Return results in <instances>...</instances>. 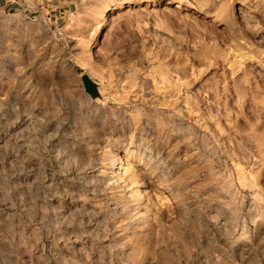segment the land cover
Here are the masks:
<instances>
[{
    "label": "rangeland",
    "instance_id": "1",
    "mask_svg": "<svg viewBox=\"0 0 264 264\" xmlns=\"http://www.w3.org/2000/svg\"><path fill=\"white\" fill-rule=\"evenodd\" d=\"M0 264H264V0L0 4Z\"/></svg>",
    "mask_w": 264,
    "mask_h": 264
},
{
    "label": "water",
    "instance_id": "2",
    "mask_svg": "<svg viewBox=\"0 0 264 264\" xmlns=\"http://www.w3.org/2000/svg\"><path fill=\"white\" fill-rule=\"evenodd\" d=\"M82 84L85 92L91 97V99L101 98L99 85L89 75L83 74L81 76Z\"/></svg>",
    "mask_w": 264,
    "mask_h": 264
},
{
    "label": "bare ground",
    "instance_id": "3",
    "mask_svg": "<svg viewBox=\"0 0 264 264\" xmlns=\"http://www.w3.org/2000/svg\"><path fill=\"white\" fill-rule=\"evenodd\" d=\"M121 169V167H118V168H116V171H117V173L116 174H118L119 175V170ZM115 174V173H114ZM107 182H109V183H111V184H117L118 182H119V178H118V176L116 175H113V176H110L109 178H108V181ZM124 187V186H123ZM122 187V188H123Z\"/></svg>",
    "mask_w": 264,
    "mask_h": 264
},
{
    "label": "crops",
    "instance_id": "4",
    "mask_svg": "<svg viewBox=\"0 0 264 264\" xmlns=\"http://www.w3.org/2000/svg\"><path fill=\"white\" fill-rule=\"evenodd\" d=\"M9 2V0H0V4H2V3H5V4H7ZM64 12V15H65V13L67 12L66 10H63ZM61 16H62V12H60V16H59V19L61 18Z\"/></svg>",
    "mask_w": 264,
    "mask_h": 264
}]
</instances>
